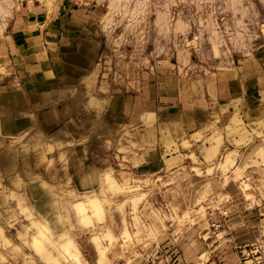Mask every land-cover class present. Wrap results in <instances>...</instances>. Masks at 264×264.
<instances>
[{
  "label": "rangeland",
  "instance_id": "obj_1",
  "mask_svg": "<svg viewBox=\"0 0 264 264\" xmlns=\"http://www.w3.org/2000/svg\"><path fill=\"white\" fill-rule=\"evenodd\" d=\"M35 47L53 55L55 68L42 76L26 59ZM82 58L89 65L77 81L66 68ZM262 68L264 0H0V264H77L63 252L68 240L79 264H125L124 252L127 264L264 261ZM228 72L235 97L217 105L215 124L190 146L164 96L194 93ZM41 92L50 100L38 107ZM132 101L157 110L140 130L154 141L140 149L121 110ZM178 140L191 151L187 165L177 162ZM222 143L218 156L200 161L206 145ZM173 146L178 158L163 172L138 168L152 150L160 166ZM119 217L133 227L121 240L110 229ZM245 217L262 226L258 240L241 246L231 225ZM213 222L223 227L214 231Z\"/></svg>",
  "mask_w": 264,
  "mask_h": 264
},
{
  "label": "crops",
  "instance_id": "obj_2",
  "mask_svg": "<svg viewBox=\"0 0 264 264\" xmlns=\"http://www.w3.org/2000/svg\"><path fill=\"white\" fill-rule=\"evenodd\" d=\"M39 37V36H38ZM55 48V47H53ZM33 49L30 53H28V55H26V59H27V63L29 65V67L31 68V71H34L36 76H42L45 75V72H48L49 70H53L55 68V66L51 65L52 62V57L53 55H49V53H52V51H50L51 49L48 47H35V48H31ZM49 49V50H48ZM51 57V58H50ZM76 63H73L72 65H69L66 70H73L75 71V73H72L71 76L75 77L77 79V81L83 76L84 70L88 69V58H86V60H84L82 58V62L78 61L76 59ZM262 72V78L259 79L258 81V85L261 86V100L264 101V69L262 68L261 70ZM42 73V75H41ZM49 73V72H48ZM236 77L235 74L232 72H228V73H217L216 74V78L215 79H209V81H206L203 84L202 89L200 87H197V90L194 93H186L183 91H178V89H174L171 91V94H167L166 96H164L163 99H165L166 101V105L163 107L165 111L169 110L171 111L170 117L168 118L169 121H173L175 122H179L182 124V126L184 128H186L188 132V136L189 138H186L185 140H183L184 142H188L190 144V146L195 145V143L193 142V140H196V144L199 145V143L201 141H199L196 136L197 135H204L206 134V129L205 127H210L212 126V124H215V116H216V108L217 105L220 106L222 103L227 104L228 102L230 103L232 101V99L235 97L233 90H235L236 87ZM55 82H50L47 83L46 86H50V87H57L55 85ZM39 85H36V87H38ZM44 91V90H43ZM42 91V92H43ZM42 92L41 94H38V98L34 101L36 103V105H38V107L41 105L44 106V104L49 101V97L46 96H42ZM179 92V93H178ZM47 93V92H44ZM179 94V95H178ZM55 96V95H54ZM178 97H180L181 99H178ZM14 101L18 102L22 107H25V99L23 100V98H20L18 96H13ZM54 98V97H53ZM56 98V97H55ZM180 103L184 104V110L185 112L183 114H181L179 116V118L177 116H173L175 115V113L173 112L174 109L179 108ZM229 107L231 108V105H229ZM259 105L258 107L256 106V110L263 112V108L259 109ZM127 109V110H126ZM122 110V114L123 115H127L128 122H131L133 128H132V135H133V143H134V149H140L139 145H142V142H150V141H154V137L152 136L151 130L148 134L142 135V131L141 128L143 126L142 122L144 121L146 123V121L148 120L147 116H151V115H156L157 114V110H150L148 112H143L140 109H136L135 108V104L132 101V104L128 106L126 105V103H124V105H122L121 107ZM125 110V111H124ZM124 111V112H123ZM127 111V112H126ZM127 113V114H126ZM124 116H122V119ZM125 124V122H124ZM178 133V136H180ZM168 140H174L173 136L169 138H166ZM178 145H177V150L180 149V153L181 156H183L181 158L182 161H177L179 162L181 165H187L188 163V159L185 158V156H187L188 158H190V156H192L190 153L191 151L188 149H184V145H182V140H178ZM138 144V145H137ZM223 144H212L210 145H206L205 146V151L202 150V152H200L201 154V158L200 161H207L206 157L209 156L211 157V159H213L214 156H218L221 151L223 150ZM138 146V147H136ZM202 147V146H201ZM149 146L146 147V149H148ZM182 151V152H181ZM172 155H174L171 159L167 158L163 160H159L160 162V166L156 165V161L154 160L153 156L155 153L152 150V153H147L148 154V159H141L139 161V164L137 165L138 168L140 169H144L146 171L151 172L152 168H156V173H160L163 172L164 169H167V166L169 164V162H171L172 159H177L178 155L176 154L175 151V146L172 147V151H170ZM184 152V153H183ZM234 151H231L228 153V157L230 156L231 159L233 161H235V159L232 157V153ZM142 153L139 152V156H141ZM146 155V154H145ZM207 155V156H206ZM226 156V157H227ZM199 158V157H198ZM227 159H225L226 161ZM237 161V160H236ZM167 176V175H165ZM164 176V177H165ZM129 218H126L125 220V225L123 223V220L119 217L113 221H111V227L110 229L113 231V234L116 236L117 239L121 240L122 236L124 234V230L127 229L131 235V231L133 230L132 228V222H128ZM132 219H134V217H132ZM262 226V224H259L258 222H254V221H250L248 220L246 217L242 218L241 221L237 224V226L231 225L232 226V233L235 235H241L243 238V242L241 243V246H247L249 244H251L252 242H255L256 240H258V236L256 235V232H258L259 226ZM254 226V227H253ZM135 227V226H134ZM236 240V239H235ZM237 241V240H236ZM237 245H239L237 243ZM137 246V245H136ZM157 249V246L154 247V251ZM137 251L140 252V254L142 255V251H143V247L141 245H139V248L136 249ZM82 256L86 257V252L85 251H81ZM96 252V251H95ZM97 255H95L96 257ZM126 257H127V252H124V255H120L119 260L121 262H124L125 264H127L126 262ZM154 257V256H153ZM132 260H135L136 257L131 256ZM157 262L153 259V261H155V264H167V259L165 260L163 257L158 256L156 257ZM86 260V259H85ZM146 260V259H145ZM87 261V260H86ZM93 261V259H92ZM94 261L97 263V260L94 259ZM95 262H93V264H95ZM88 264H90V261H87ZM148 264H152L151 260L149 259V262H147ZM216 264H227L226 260L224 261V259L220 258L215 261ZM141 264V263H138Z\"/></svg>",
  "mask_w": 264,
  "mask_h": 264
},
{
  "label": "clouds",
  "instance_id": "obj_3",
  "mask_svg": "<svg viewBox=\"0 0 264 264\" xmlns=\"http://www.w3.org/2000/svg\"><path fill=\"white\" fill-rule=\"evenodd\" d=\"M79 207H83V206H79ZM93 207L95 209V215H96V218L100 221L103 220V213L102 211L100 210V207H99V203H96L94 202L93 203ZM91 222L90 221H85V224H90ZM47 232V229H44L42 232H41V236L44 235V233ZM62 240H65L67 239L66 237H61ZM36 248H37V251H43V248L41 246V244L39 242L36 243ZM53 247L55 248L56 246L53 245ZM63 252L64 253H67L72 260L76 261L77 264H79V253H75V248H74V245L72 243L71 240H68L66 244H64L63 246ZM75 253V254H73ZM49 260L51 261V257L49 256ZM101 260H103V255H101ZM51 264H55V261H51Z\"/></svg>",
  "mask_w": 264,
  "mask_h": 264
},
{
  "label": "built area",
  "instance_id": "obj_4",
  "mask_svg": "<svg viewBox=\"0 0 264 264\" xmlns=\"http://www.w3.org/2000/svg\"><path fill=\"white\" fill-rule=\"evenodd\" d=\"M221 227H223V225L222 224H216V222H213L212 223V229L214 230V231H218ZM247 252V250L245 251V253ZM252 253V252H251ZM250 255V254H249ZM256 257V256H255ZM155 261L157 262V259H155ZM155 261H153L152 259H151V262H152V264H155L156 262ZM246 261H248V259L247 260H245V264H249V262H252L251 264H264V261H263V257L262 256H258V257H256L254 260H251V261H248V262H246Z\"/></svg>",
  "mask_w": 264,
  "mask_h": 264
},
{
  "label": "bare ground",
  "instance_id": "obj_5",
  "mask_svg": "<svg viewBox=\"0 0 264 264\" xmlns=\"http://www.w3.org/2000/svg\"><path fill=\"white\" fill-rule=\"evenodd\" d=\"M67 243V242H66ZM75 247H76V245H75ZM75 249H77V248H75ZM76 253V252H75ZM79 253V252H78ZM66 254V253H65ZM74 254V253H73ZM66 255H68V254H66ZM79 257H80V259H81V256H80V254H79ZM68 258V257H67ZM81 261H83V260H81ZM83 263V262H82ZM85 263V262H84Z\"/></svg>",
  "mask_w": 264,
  "mask_h": 264
}]
</instances>
